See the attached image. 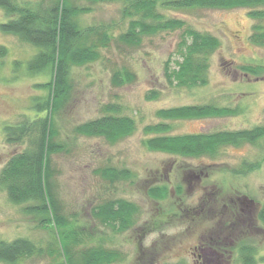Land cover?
Returning a JSON list of instances; mask_svg holds the SVG:
<instances>
[{
  "label": "rangeland",
  "instance_id": "rangeland-1",
  "mask_svg": "<svg viewBox=\"0 0 264 264\" xmlns=\"http://www.w3.org/2000/svg\"><path fill=\"white\" fill-rule=\"evenodd\" d=\"M122 9L120 2L95 4L92 11L81 16V22L110 25L118 36L128 25ZM249 11L247 8L164 10L166 15L184 19L188 25L220 39V48L209 58V81L203 86L181 88L167 79V64L175 67L178 60L182 29L147 36L139 46L115 40L101 49L98 61L72 68L73 90L65 108L56 116L59 139L65 148L52 155L51 185L63 213L74 225L81 226L79 249L104 246L118 251L124 260L115 264H241L222 254L225 248L219 252L210 246L211 250L206 252V246L215 239L207 236L215 221L196 224L193 216L178 213L177 208L198 209L205 197L202 212L212 220L220 202L229 205L231 200L242 197L264 202V163L243 175L233 172L243 160L261 158V150L243 144L223 149L216 158H183L151 151L143 141L145 126L163 121L157 116L160 109L183 105L215 104L241 107L244 112L170 121L168 134L248 129L264 124V72L243 69L248 65H264V46L251 40L256 33L254 25L260 22L264 25V21L250 17ZM6 19L0 10V24ZM0 46L7 48V54L0 57L1 171L9 157L26 147L8 143L3 126L31 115L32 98L47 94L37 84L49 81L50 75L29 73L28 62L37 48L18 36L0 31ZM123 67L134 72L136 79L115 86L113 72ZM151 92L157 96L149 99ZM110 105H115L121 115L135 119L134 134L110 143L102 137L75 133L76 125L102 116ZM108 167L128 169L133 177L112 183L99 174ZM188 171L204 174L197 180L185 179ZM163 185L169 189L167 199L151 195V188ZM113 198H124L138 206L139 213L130 228L120 230L116 223L95 217L97 205ZM52 225L45 229L40 217L27 213L24 205L12 203L0 186V241L22 237L44 247H57L61 240L53 229L56 225ZM254 226L247 229L248 235L259 243L256 264H264V229ZM221 227L224 236L228 230ZM59 260L60 257L46 254L19 264H56Z\"/></svg>",
  "mask_w": 264,
  "mask_h": 264
},
{
  "label": "trees",
  "instance_id": "trees-1",
  "mask_svg": "<svg viewBox=\"0 0 264 264\" xmlns=\"http://www.w3.org/2000/svg\"><path fill=\"white\" fill-rule=\"evenodd\" d=\"M108 2L122 3L123 16L128 20L127 28L118 36L114 35L110 25H85L81 22V16L92 11L93 5ZM236 8L250 9V17L264 21V0H0V10L7 16L0 24V31L16 35L37 48V53L28 62L30 74L50 75L49 81L37 84L45 88L47 94L32 98L31 115H23L20 121L3 126L8 143L26 144V147L5 162L0 171V186L12 203L24 205L27 213L40 217L45 229L49 225H56L53 229H56L58 240H61L57 247H44L22 237L11 241L1 240L0 263L19 264L46 254L60 257L56 264H115L124 260L121 253L104 246L79 249L81 226L74 225L75 222L63 213L52 190L54 170L51 158L65 148L64 142L59 139L56 116L65 108L73 90L72 68L98 61L101 49L107 48L115 40L127 46H139L147 36L182 29L178 60L175 67L167 64V79L181 88L206 85L209 81V58L220 48V39L188 25L184 19L166 15L164 10ZM254 30L256 33L251 40L264 46V25L257 23ZM6 54L7 48L0 46V57ZM243 67L251 72H264V65ZM135 79L136 74L130 69L118 68L113 72L112 84L123 86ZM151 94L147 98L157 96L156 93ZM243 112L241 107L215 104L160 109L157 116L163 121L145 126L146 138L143 142L151 151L183 158H216L223 149L243 144L258 147L262 152L261 158L243 160L239 167L234 168V173L243 175L264 163V124L248 129L168 134L170 121L234 116ZM74 130L79 136L102 137L116 143L134 134L137 123L132 117L118 113L115 105H110L102 116L78 124ZM202 172L188 171L184 177L197 180L204 174ZM99 174L112 183L133 177L128 169L115 167L101 169ZM150 193L156 198L167 199L169 189L166 185L155 186ZM202 202L197 205L198 209L179 206L177 212L193 216L192 221L196 224L205 225L206 222L215 221L213 230L207 234L215 239L210 245L207 243L206 252L211 250L210 246L219 252L220 248H225V252L221 253H226L227 258L233 257L235 262L241 264H256L259 243L253 241L247 229H252L254 225L264 229V202L247 200L245 197L233 199L229 205L219 201L220 207L212 220H208L211 217L207 218V214L202 212ZM138 213V206L124 198L107 199L94 210L96 218L116 223L120 230L130 228ZM221 226L228 230L224 236ZM242 232H246V235L242 236ZM222 260L225 261L224 258Z\"/></svg>",
  "mask_w": 264,
  "mask_h": 264
}]
</instances>
